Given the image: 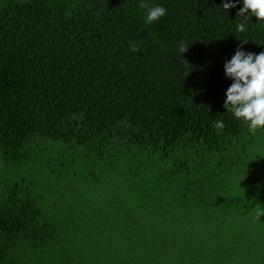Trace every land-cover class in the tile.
<instances>
[{"label": "trees", "instance_id": "obj_1", "mask_svg": "<svg viewBox=\"0 0 264 264\" xmlns=\"http://www.w3.org/2000/svg\"><path fill=\"white\" fill-rule=\"evenodd\" d=\"M223 2L0 0V264H264V127L224 107L264 20Z\"/></svg>", "mask_w": 264, "mask_h": 264}, {"label": "clouds", "instance_id": "obj_2", "mask_svg": "<svg viewBox=\"0 0 264 264\" xmlns=\"http://www.w3.org/2000/svg\"><path fill=\"white\" fill-rule=\"evenodd\" d=\"M240 0H224L222 6L225 10L235 8ZM140 7L146 5L141 0ZM167 12L163 5H156L147 9L145 23L160 20ZM237 16L243 20L236 25L237 32L246 30V22L251 16L258 21L264 20V0H242V6ZM181 44L179 51L186 50ZM135 45L132 51H137ZM224 73L232 82L225 90L224 107L238 119L247 123L249 131L255 132L264 127V51L254 53L246 51L242 44L238 45L234 54L224 63ZM215 127H222V122H215Z\"/></svg>", "mask_w": 264, "mask_h": 264}, {"label": "rangeland", "instance_id": "obj_3", "mask_svg": "<svg viewBox=\"0 0 264 264\" xmlns=\"http://www.w3.org/2000/svg\"><path fill=\"white\" fill-rule=\"evenodd\" d=\"M21 171V172H20ZM19 172H20V175L21 176H24V175H26V173H25V171L24 170H19ZM0 173H2V172H0ZM6 175H7V177H8V179H9V174H7V172H6ZM2 176H0V178H1ZM36 184H37V189H42L43 190V192L44 191H48V192H50V190H51V187H52V185H53V181L51 180V177L50 176H48V175H46V174H44V173H38V177H37V181H36ZM79 189H80V187L79 186H75L74 187V189H72L71 190V192L72 193H74V194H76L78 191H79ZM62 196V193H60V194H58V195H56L55 193H54V196L56 197V196ZM65 195L67 196L68 195V192H64V194H63V196L65 197Z\"/></svg>", "mask_w": 264, "mask_h": 264}]
</instances>
